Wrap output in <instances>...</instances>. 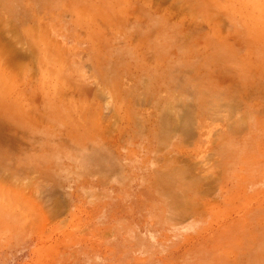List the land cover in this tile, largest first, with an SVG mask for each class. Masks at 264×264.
I'll list each match as a JSON object with an SVG mask.
<instances>
[{
	"label": "rangeland",
	"instance_id": "1",
	"mask_svg": "<svg viewBox=\"0 0 264 264\" xmlns=\"http://www.w3.org/2000/svg\"><path fill=\"white\" fill-rule=\"evenodd\" d=\"M0 264H264V0H0Z\"/></svg>",
	"mask_w": 264,
	"mask_h": 264
},
{
	"label": "bare ground",
	"instance_id": "2",
	"mask_svg": "<svg viewBox=\"0 0 264 264\" xmlns=\"http://www.w3.org/2000/svg\"><path fill=\"white\" fill-rule=\"evenodd\" d=\"M175 106V105H174ZM172 105V107H170L169 109H167V111L165 112V114L167 115V119L172 120L175 119V109H177V105L174 107ZM232 106V105H231ZM181 109V113L183 112V114H186V110L187 109ZM179 111V110H178ZM177 114V113H176ZM177 120V119H176ZM15 178V177H14Z\"/></svg>",
	"mask_w": 264,
	"mask_h": 264
}]
</instances>
